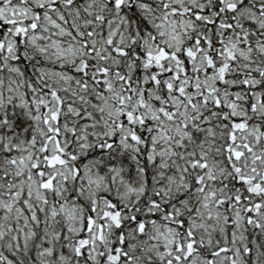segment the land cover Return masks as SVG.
Returning <instances> with one entry per match:
<instances>
[{
	"label": "snow or ice",
	"instance_id": "6c2138e0",
	"mask_svg": "<svg viewBox=\"0 0 264 264\" xmlns=\"http://www.w3.org/2000/svg\"><path fill=\"white\" fill-rule=\"evenodd\" d=\"M0 264H264V0H0Z\"/></svg>",
	"mask_w": 264,
	"mask_h": 264
}]
</instances>
